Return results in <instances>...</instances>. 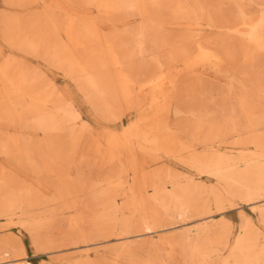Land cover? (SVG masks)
<instances>
[{"label":"bare ground","instance_id":"obj_1","mask_svg":"<svg viewBox=\"0 0 264 264\" xmlns=\"http://www.w3.org/2000/svg\"><path fill=\"white\" fill-rule=\"evenodd\" d=\"M9 1L21 7L44 2ZM64 1L45 5L34 18L6 10L7 43L62 71L104 119L121 120L124 109L137 116L121 133L99 134L76 100L45 70L31 71L16 55L4 58L0 123L7 131L0 125V158L7 164L0 161L1 223L18 224L38 248L57 249L48 246L43 235L54 231L59 213L73 212L69 229L77 236L76 247L86 244L81 249L87 259L70 264H105L91 260L88 251L89 243L99 238L122 241L115 264H122L120 260L173 264L177 251L182 264H264V76L250 91L251 79L241 88L238 80L232 81L226 99L211 98L212 112L207 106L189 109L193 123L185 124V132L196 134L195 142L204 144L203 151L192 144L176 145L166 134L167 113L173 107L178 113L183 100L194 97L196 86L204 87L205 71H234L238 76L240 52L243 65L264 59V1L82 0L95 8L97 16L69 9ZM253 5L262 7V12L252 13ZM131 15L142 20L139 27L128 26ZM117 20L123 30L107 32L104 26H114ZM213 26L222 32L207 35ZM176 30L182 33L176 36ZM2 55L0 47V59ZM227 61L233 63L232 69L224 66ZM151 64L156 68L153 73ZM184 76L189 78L182 94L179 81ZM199 92L207 96L206 90ZM103 142L102 153H94ZM228 145L244 149L235 154ZM159 152L192 172L170 167L147 170V160L156 162ZM138 153L145 155L143 160ZM91 155L94 162L113 169L99 179L69 178L77 159L81 162ZM6 173H11L9 179ZM44 174L57 178L47 183ZM196 175L215 182L199 184ZM119 198L131 213L122 219L117 215ZM80 199L86 209L96 204L103 208L91 212L87 226ZM243 205L257 212L259 221L242 212L239 234L233 239L235 222L223 215L217 220L210 209L216 206L222 213ZM162 214L173 221L169 225L180 224L181 229L147 247L130 240L137 229L143 236L163 227ZM0 244L2 259L14 257L22 248V240L12 235L0 237ZM142 255L145 259H140ZM14 260L11 264H32Z\"/></svg>","mask_w":264,"mask_h":264},{"label":"rangeland","instance_id":"obj_2","mask_svg":"<svg viewBox=\"0 0 264 264\" xmlns=\"http://www.w3.org/2000/svg\"><path fill=\"white\" fill-rule=\"evenodd\" d=\"M43 3L39 4H28L25 7L17 6V4H10L9 0H0V47L3 51L2 58L0 59V64L3 63L5 60L4 58L10 56V55H16L18 58H20V63L21 64H26L31 71H33L34 68H42L45 70L50 78L54 81L56 86H58L60 89L66 91L71 97H73L80 108L83 110L85 115L90 119L92 122L93 126L95 127L97 133H105L109 130L119 132L121 133L124 129L125 126L129 125L133 120H135L137 116V112L134 110H129V109H124L121 113V120L118 121H109L107 119H104L100 115H98L94 109L89 105L87 102L85 96L83 93L79 90L78 85L72 81L70 78L66 77L65 74L58 70L57 68H54L53 66L49 65L47 62L42 60L41 58H36L33 56H28L23 53H21L19 50L14 49L11 45H9L6 41L5 36V11H12L14 13L22 15H27L31 16L34 18L35 14H39L47 4H53L57 0H43ZM264 1V0H263ZM64 4L69 7H74L78 9L81 13L83 14H88L91 16H97L98 12L95 10L94 7L88 6L85 3L82 2V0H77L75 4H71L70 1L65 0ZM262 7H258L256 5L251 6V12L252 13H259L262 12ZM142 20L139 17H135L133 15L129 16L126 19V23L128 24L129 27L131 28H137L141 24ZM120 20L116 21V24L114 26L108 25L104 26L107 32L115 31L119 32L120 30H123V24H121ZM214 30L209 31L207 35L209 36H214L218 35L222 32V28L219 26L215 27L213 26ZM181 31L176 30L174 34L178 36L181 34ZM166 54V50L162 52V54ZM162 57V56H161ZM136 61H140V59L136 58ZM147 62H150V58L146 59ZM257 59H254L253 63L252 61H249L250 63H247L243 65L242 63L245 61V58L243 55H238L236 64H240L241 68L239 70V74L237 76L236 72H219L218 70L212 68L203 74V79L205 80V85L201 89L196 86V94L194 97L191 99H184L181 108L178 113H174L173 109L167 113V136L169 137V140L176 141V145L180 143H186V144H192L194 147L196 146L199 151L204 150V144L202 143H196L195 138L196 134L185 132L187 129L185 128V124L189 123L192 124L193 120L192 117L189 113V109L191 107L201 110L204 109L206 106L208 109L212 112L214 110V104L211 101V98L213 100H217L218 102L221 101V99H226L229 94L227 93V87L232 81H239V86L240 88L243 86L244 81H248L251 79L250 85L248 87V90L250 91L253 86H254V81L259 80L262 76H264V59L261 61H256ZM235 63V62H234ZM256 64V65H255ZM255 65V67H251L245 70L243 66L245 67H250ZM224 66L232 69L233 63L230 61H227L224 63ZM150 70L153 72L156 71V68H153V65H150ZM232 71V70H231ZM202 75V74H201ZM188 76H184L183 78L180 79V92L182 94L185 93L186 87H185V82H187ZM197 78L200 76H196ZM249 77V78H248ZM189 78V77H188ZM194 78L193 80L197 79ZM191 80V79H190ZM207 92V96L204 94H201L199 91L202 90ZM247 91V90H246ZM245 92V91H244ZM228 101H225V104H227ZM4 130L6 129L3 124L0 123ZM7 131V130H5ZM36 138L40 139L41 137H37L34 135ZM104 143V142H103ZM105 143L104 144H98L97 148L94 153H102L103 149L105 148ZM229 148L232 149L233 153L239 154L242 149V147L238 145H228ZM86 148V145H81V152ZM248 149V148H247ZM145 155H141L138 153V158L139 160H143ZM84 157H87V155H84ZM94 155H91L90 158L84 161H79L77 159V164L69 169L70 177L71 179H75L77 177H82V178H87V179H99L103 177L105 174H107L113 167L110 166H101L100 161L94 162ZM150 158V157H149ZM158 160L156 162H151L147 160V165L146 169L151 170L155 167H170L173 168L177 171L181 172H192L187 166L182 164L178 159L172 157L171 155H167L165 153L159 152L158 154ZM0 161L4 162L7 164V161H5L3 158H0ZM196 173V172H193ZM11 174V173H10ZM10 174L6 173V179L10 178ZM97 174V175H96ZM44 181L47 183L50 181H55L57 176L53 174H44L41 176ZM199 184H213L215 181H208L206 179L200 178L197 175L194 177ZM7 182L3 181L2 186H5ZM52 183V182H51ZM8 194L11 192L9 188H6ZM49 195L52 196L53 192H49ZM206 199H203L202 201L204 202ZM78 201H81L80 204V209L81 211L84 212L85 214V223L83 226H87L90 223V220H88V216L91 215L92 213L97 214L102 211V206L101 205H93L90 207V209L85 208V203L84 199H80ZM119 202L117 203L119 207H117L118 210V217L122 219L125 216H130L131 213L126 207L125 200H122L119 198ZM210 211L213 212V214H216V219L219 220L221 217L226 216L233 220L235 222V228H234V234H233V239L235 236L239 234V227L241 225V216L240 214L242 212H245L248 215H251L256 222L259 221L258 213L255 212L250 206L243 205L241 207H238L233 210L227 209L224 212H218V208L216 206H212ZM92 212V213H91ZM72 213L66 212L65 214H60L57 217V222H56V227L54 231L50 234L45 236L46 234L43 235V237H46V242L49 245H53L54 247H58L57 249H48V250H43L41 248H38L33 242V238L31 235L20 228L18 224L16 225H6L5 223H1L3 221L0 219V223L3 226L2 231L0 232V237H8L9 235H12L16 239L20 238L22 240V248L16 249L17 254H14V257H6L5 259H2L0 256V264H11L15 260H20V262H31L32 264H70L74 263L76 261L80 260H86L87 257L85 255L86 250L81 249V246H85L86 244L82 243L79 244L81 245L80 247H76L75 243L77 240L75 239L77 236L73 235L71 230L69 229L70 227V216ZM223 215V216H222ZM163 218L166 219L165 223L163 224V227L159 228H154L153 230H150L147 232V235L141 236V229H137L133 233V237L130 239L133 242H139L142 245H145L146 247L149 246L151 242H156L158 241L159 238L162 236H169L172 234L177 233L182 226L180 224L178 226H172V224L169 225V222H173L171 219L168 218L165 214L161 215ZM167 217V218H166ZM180 227V228H179ZM114 234L118 235L119 231L116 230ZM115 237V235L113 236ZM112 237V238H113ZM108 239H102L99 238L96 241H92L89 243L91 247H88L89 255L91 257V260L93 261H98V262H103L105 264H115L117 262V256L116 254L119 252L121 249V245L123 244L122 241L119 240H112V241H107ZM1 245V244H0ZM43 250V251H42ZM140 259H145L146 255L140 256ZM120 263L122 264H129L127 260H120ZM183 263V258L180 255L179 251L176 252L175 258L173 259V264H182ZM140 264H146L145 262H140Z\"/></svg>","mask_w":264,"mask_h":264}]
</instances>
